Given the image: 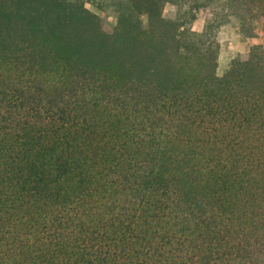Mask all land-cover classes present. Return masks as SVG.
<instances>
[{"label": "trees", "instance_id": "16d2710c", "mask_svg": "<svg viewBox=\"0 0 264 264\" xmlns=\"http://www.w3.org/2000/svg\"><path fill=\"white\" fill-rule=\"evenodd\" d=\"M233 21L264 0H0V264H264V45L220 75Z\"/></svg>", "mask_w": 264, "mask_h": 264}, {"label": "rangeland", "instance_id": "374dc122", "mask_svg": "<svg viewBox=\"0 0 264 264\" xmlns=\"http://www.w3.org/2000/svg\"><path fill=\"white\" fill-rule=\"evenodd\" d=\"M89 7L100 13L97 6L90 3ZM173 13V8L168 5L165 9V16L170 18ZM207 19V13L201 11L197 20L193 24V28L196 31H202L205 27ZM117 18L110 16L108 20V26L110 30H113L116 26ZM219 42V74L222 75L230 66L232 59L239 53H246L250 50L251 46L255 43H262L264 45V23L262 24L261 33L257 38L246 39L241 35L239 27L236 21L224 25L218 36Z\"/></svg>", "mask_w": 264, "mask_h": 264}]
</instances>
